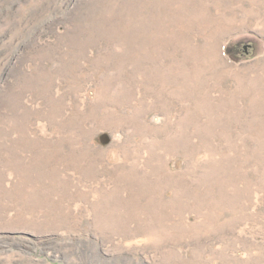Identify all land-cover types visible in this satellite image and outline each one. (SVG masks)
Here are the masks:
<instances>
[{
	"label": "rangeland",
	"instance_id": "374dc122",
	"mask_svg": "<svg viewBox=\"0 0 264 264\" xmlns=\"http://www.w3.org/2000/svg\"><path fill=\"white\" fill-rule=\"evenodd\" d=\"M0 264H264V0H0Z\"/></svg>",
	"mask_w": 264,
	"mask_h": 264
},
{
	"label": "bare ground",
	"instance_id": "6f19581e",
	"mask_svg": "<svg viewBox=\"0 0 264 264\" xmlns=\"http://www.w3.org/2000/svg\"><path fill=\"white\" fill-rule=\"evenodd\" d=\"M203 20V19H202ZM189 33V32H188ZM179 44V43H178ZM111 57V56H110ZM41 85V84H40ZM199 95V94H198ZM258 137V136H257Z\"/></svg>",
	"mask_w": 264,
	"mask_h": 264
}]
</instances>
